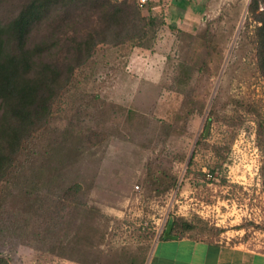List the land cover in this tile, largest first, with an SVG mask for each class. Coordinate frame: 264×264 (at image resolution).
<instances>
[{
    "label": "trees",
    "instance_id": "trees-1",
    "mask_svg": "<svg viewBox=\"0 0 264 264\" xmlns=\"http://www.w3.org/2000/svg\"><path fill=\"white\" fill-rule=\"evenodd\" d=\"M141 7L136 0H0V244L16 230L31 247L77 259L81 250L103 240L94 228L101 211L88 204L87 194L95 176L91 163L112 138L135 142L137 129L150 121L164 137L186 130L178 124L203 113L208 100L211 120L233 123L232 112L239 108L259 114L221 89L211 98L224 50L208 26L198 33L188 58L169 62L174 73L168 88L182 102L166 116L148 117L131 105L87 93L89 74L77 79L75 69L91 60L99 44L152 46L163 21L144 15ZM248 14L254 27L247 44L255 70L264 77V0H250ZM256 134L264 135L260 116ZM202 140L203 133L196 144ZM212 150L220 154L219 146ZM176 181L147 164L145 187L165 193ZM197 222L170 216L158 239L197 238L208 229ZM0 264H9L1 253Z\"/></svg>",
    "mask_w": 264,
    "mask_h": 264
},
{
    "label": "rangeland",
    "instance_id": "rangeland-1",
    "mask_svg": "<svg viewBox=\"0 0 264 264\" xmlns=\"http://www.w3.org/2000/svg\"><path fill=\"white\" fill-rule=\"evenodd\" d=\"M249 2L146 0L142 13L163 21L152 46L99 44L91 60L76 68L75 74L81 80L89 74L87 93L162 118L182 102L168 88L174 73L169 62L188 58L198 33L208 26L224 50L211 98L221 89L241 97L260 115L239 108L232 112L233 123L210 119L206 142L196 144L205 131L208 100L203 113H194L186 123L178 124V129L186 130L164 137L150 121L137 129L135 142L112 138L91 163L94 178L87 176L92 181L87 200L101 211L94 228L101 230L103 240L69 260L29 246L25 233L17 236L16 230L8 231L0 253L9 264H150L154 245L170 216L205 224L208 229L197 233V238H227L232 244L264 251V135L258 138L256 134L258 117L264 118V77L255 70L247 44L254 27ZM216 145L220 154L212 150ZM148 163L153 170L175 175L176 186L165 193L145 187ZM18 218L14 215L12 219L20 225ZM212 227L222 231L216 234L210 231Z\"/></svg>",
    "mask_w": 264,
    "mask_h": 264
},
{
    "label": "crops",
    "instance_id": "crops-1",
    "mask_svg": "<svg viewBox=\"0 0 264 264\" xmlns=\"http://www.w3.org/2000/svg\"><path fill=\"white\" fill-rule=\"evenodd\" d=\"M150 264H264V251L225 241L184 236L158 239Z\"/></svg>",
    "mask_w": 264,
    "mask_h": 264
},
{
    "label": "water",
    "instance_id": "water-1",
    "mask_svg": "<svg viewBox=\"0 0 264 264\" xmlns=\"http://www.w3.org/2000/svg\"><path fill=\"white\" fill-rule=\"evenodd\" d=\"M210 123H211V120L208 119V120H207V123H206V126H205L204 136L207 135V132H208L209 127H210Z\"/></svg>",
    "mask_w": 264,
    "mask_h": 264
},
{
    "label": "built area",
    "instance_id": "built-area-1",
    "mask_svg": "<svg viewBox=\"0 0 264 264\" xmlns=\"http://www.w3.org/2000/svg\"><path fill=\"white\" fill-rule=\"evenodd\" d=\"M138 2H139L140 6H143L145 4L146 0H139Z\"/></svg>",
    "mask_w": 264,
    "mask_h": 264
}]
</instances>
